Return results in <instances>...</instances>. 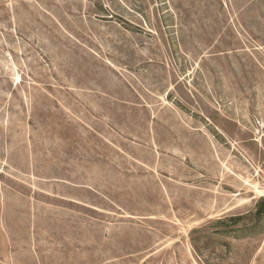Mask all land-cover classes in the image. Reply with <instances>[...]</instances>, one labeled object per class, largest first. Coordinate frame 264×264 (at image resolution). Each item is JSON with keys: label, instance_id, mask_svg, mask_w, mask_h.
I'll use <instances>...</instances> for the list:
<instances>
[{"label": "rangeland", "instance_id": "1", "mask_svg": "<svg viewBox=\"0 0 264 264\" xmlns=\"http://www.w3.org/2000/svg\"><path fill=\"white\" fill-rule=\"evenodd\" d=\"M256 191L264 0H0V264H264Z\"/></svg>", "mask_w": 264, "mask_h": 264}, {"label": "trees", "instance_id": "2", "mask_svg": "<svg viewBox=\"0 0 264 264\" xmlns=\"http://www.w3.org/2000/svg\"><path fill=\"white\" fill-rule=\"evenodd\" d=\"M252 216L256 221H259L264 216V200L262 198L256 202ZM241 220V217L221 218L214 221L213 225L230 228L237 226Z\"/></svg>", "mask_w": 264, "mask_h": 264}, {"label": "bare ground", "instance_id": "3", "mask_svg": "<svg viewBox=\"0 0 264 264\" xmlns=\"http://www.w3.org/2000/svg\"><path fill=\"white\" fill-rule=\"evenodd\" d=\"M257 192V191H256ZM259 197H264V192L263 191H258ZM256 196V195H255Z\"/></svg>", "mask_w": 264, "mask_h": 264}]
</instances>
